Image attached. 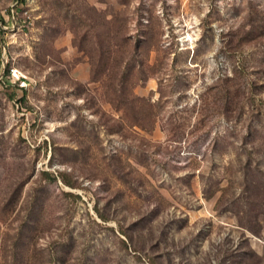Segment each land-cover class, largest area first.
Here are the masks:
<instances>
[{
    "label": "rangeland",
    "instance_id": "374dc122",
    "mask_svg": "<svg viewBox=\"0 0 264 264\" xmlns=\"http://www.w3.org/2000/svg\"><path fill=\"white\" fill-rule=\"evenodd\" d=\"M0 264H264V0H0Z\"/></svg>",
    "mask_w": 264,
    "mask_h": 264
}]
</instances>
